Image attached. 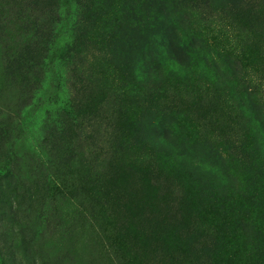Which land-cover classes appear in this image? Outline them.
Segmentation results:
<instances>
[{
    "label": "rangeland",
    "instance_id": "374dc122",
    "mask_svg": "<svg viewBox=\"0 0 264 264\" xmlns=\"http://www.w3.org/2000/svg\"><path fill=\"white\" fill-rule=\"evenodd\" d=\"M263 122L264 0H0V264H264Z\"/></svg>",
    "mask_w": 264,
    "mask_h": 264
},
{
    "label": "trees",
    "instance_id": "16d2710c",
    "mask_svg": "<svg viewBox=\"0 0 264 264\" xmlns=\"http://www.w3.org/2000/svg\"><path fill=\"white\" fill-rule=\"evenodd\" d=\"M174 20L170 21V24ZM177 29L182 33V49H187L192 54L194 64L190 66L189 62L183 63L184 61H175L171 59V63L167 67V71L176 72L183 81H190L195 73L197 75H212L220 83L225 84L229 87V90L233 97H235L239 106H243V95L240 90L237 89V79L239 76V71L237 69L235 62L227 61L224 52L219 49L209 45L204 35L200 30H193L192 28H184L178 22L172 23ZM156 49V48H155ZM224 60H226L224 62ZM194 72V73H193ZM249 97L247 96V99ZM264 127V122H263ZM262 131L264 133V128ZM175 132L179 133L178 126H175ZM264 140V137H262Z\"/></svg>",
    "mask_w": 264,
    "mask_h": 264
}]
</instances>
